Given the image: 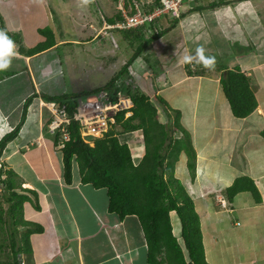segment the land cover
Here are the masks:
<instances>
[{"label":"crops","instance_id":"crops-1","mask_svg":"<svg viewBox=\"0 0 264 264\" xmlns=\"http://www.w3.org/2000/svg\"><path fill=\"white\" fill-rule=\"evenodd\" d=\"M228 1L229 6L223 8L220 6L225 4L212 8L209 7L210 3L202 6L198 2L195 7L187 1L191 7L183 13L181 19L165 16L157 20L153 25L165 31L145 46L143 53L132 61L129 70L132 72L131 80L134 79L133 85L149 91L152 97L162 96L171 108L180 112L182 128L191 134L196 152V172L194 178L192 175L187 178L186 183L190 179L193 184L191 187L187 183L201 218L206 257H209V245L225 240L226 252L231 257L225 261L218 258V264H264V254L254 252L264 243V218H257L260 213L264 214V150L261 146L255 147L261 142L258 138L263 137L261 132L264 128L250 122L264 121V67L263 63L260 64L264 60H255L257 54L253 47L241 45V40L235 41L240 46L235 56L241 61L231 63L240 66L243 62L248 75L250 69L262 72L260 77L255 74V80L252 74L249 75L259 106L248 117L241 118L246 123L242 127L234 124L229 101L223 97L225 92L220 79L224 70L217 74L214 73L217 70L210 72L201 69L190 74L188 63L182 62L184 55H194L191 47L193 38L187 33L188 25H195V30H192L194 38L205 37L207 44L213 40L209 20H213L216 13L232 21L241 17L244 9L255 16L257 12L258 15V0ZM103 4L106 6L105 2ZM217 7L219 9L214 10ZM201 12L204 13L206 26L197 20ZM115 15L103 11L99 18L91 2L83 5L80 0H0V30L11 36L17 53L11 59V66L0 77V116L4 118L0 119V140L20 126L18 135L6 145L3 159L22 181L24 189L18 191L29 196V200L24 203V218L42 227V230L30 236L32 254L28 258L26 254L20 255L25 259L24 264H28L26 260L30 264H151L148 260V243L137 215H127L120 219L117 213L111 212L107 190L83 182L77 165L74 166L73 181H65L63 153L57 148L54 135L46 130L51 114L42 107L40 100H44L45 95L88 93L103 88L109 82V42L114 46L112 41H108V35H97V32L103 27L104 21L109 22V18ZM177 25H181V28L172 32ZM236 26L234 24L231 27L234 29ZM44 28L50 30L49 34L41 32ZM143 28L149 36L152 32L149 26ZM113 31L119 32L117 37L125 52L119 54L116 49L112 50L117 52L124 63L130 56L126 55L139 42H131L133 32L127 30L129 33L124 35L122 30ZM47 41H52V46L32 55L28 53V50ZM156 41L157 46L152 44ZM90 48L94 50L93 57L87 53ZM178 49H184L181 56L176 54ZM225 68L233 67L230 65ZM80 78L92 87H80ZM5 85H13L16 98ZM72 85H75L76 90L72 88V91H67L66 87ZM173 115L172 118H175L176 113ZM139 132H129L120 138L131 146L133 153L141 157L144 151L134 149L137 145H144L142 135V141L138 140ZM41 136V146L27 149V145ZM234 139L242 144L245 141L247 149L253 147L262 152L248 154L245 151L234 156V150L227 148ZM219 140L225 144L222 155L217 152L218 149L202 144L204 141L215 144ZM243 155L247 156L243 162L236 159ZM251 155L255 158L252 168L249 166ZM199 160L221 163L226 167L238 165L236 169L242 173L237 170L239 175L229 178L231 180L223 175L222 179H228L229 182L220 183L211 178L209 173L205 175L206 172L202 174L197 169ZM76 167L78 173L75 172ZM243 175L254 179L261 192L262 202L250 200V192H241L233 202L228 201L229 208H224L219 199L224 196L225 188ZM243 194L246 200L242 199ZM246 212L248 214L245 217ZM241 218L244 220V224L240 223L244 228V237L235 236L224 227L229 220H236L234 225H237L236 222ZM212 223L223 228L222 232L215 231V234L210 235L207 229ZM229 233L235 237L230 244V239L224 237Z\"/></svg>","mask_w":264,"mask_h":264},{"label":"trees","instance_id":"trees-1","mask_svg":"<svg viewBox=\"0 0 264 264\" xmlns=\"http://www.w3.org/2000/svg\"><path fill=\"white\" fill-rule=\"evenodd\" d=\"M228 2L213 0L209 7L214 8ZM118 19L120 15L116 13L114 17L109 18V22L113 23ZM153 24H148L152 31L149 36L143 28L148 27L147 25L128 30L134 33L131 42H139L136 51L103 87L114 96L121 90L129 93L135 104L132 114L126 117L124 111L118 113L110 129L102 137L93 138V145L82 139L78 121H72L68 126L70 139L60 149L63 153L64 179L68 183L73 181L74 166L77 165L83 182L107 190L111 212L117 213L120 219L127 215H137L148 243V260L151 264H211L206 257L201 218L195 201L186 181L176 175L177 162L184 151L188 156L191 175L193 178L195 176L196 152L191 134L182 128L178 110L175 111L176 117L173 121L170 113L169 122L164 123L158 118L159 106L164 110L169 107L162 96L156 95L152 98L148 92L123 79L125 75L130 74V64L140 56L145 46L165 31ZM128 31L122 30L124 35L129 33ZM41 32L49 34L50 30L44 28ZM51 42L40 43L28 50V53L32 55L49 48L52 46ZM187 67L190 74H193L190 64H187ZM209 70H224L220 82L236 118H246L256 111L259 103L251 85V77L240 66L224 69L213 67ZM100 89L83 94L45 95L44 98L66 103L72 115L82 95L97 93ZM28 102L24 105V113ZM19 130L20 126H17L2 137L1 157L6 145L18 135ZM135 131L143 133L144 154L141 157L136 156L131 146L120 138ZM261 134L264 137V130ZM53 135L57 146L60 135ZM2 162L0 232L1 240H4L7 248L0 242V264H24L25 259L20 255L26 254L28 258L32 254L30 236L42 230V227L24 218V203L29 200V196L18 191L24 189L22 181L15 170L7 167L6 160L3 159ZM241 192H250L257 203L262 202L258 186L248 175L235 178L233 183L225 188L224 197L233 202ZM172 214L180 219V237L175 234ZM9 227L11 231L7 233Z\"/></svg>","mask_w":264,"mask_h":264},{"label":"rangeland","instance_id":"rangeland-1","mask_svg":"<svg viewBox=\"0 0 264 264\" xmlns=\"http://www.w3.org/2000/svg\"><path fill=\"white\" fill-rule=\"evenodd\" d=\"M210 1H212V0H198L197 2L194 1L192 3H193V5L195 7L198 6V4H197L198 2H201L202 6H208V3H210ZM234 1H236V0H234ZM104 2L106 3V6L103 4ZM258 2H259L257 4L258 15H257V12H256V16H255V14L254 15L250 14L247 9H244V14H242L241 17L238 16L236 18V20L232 21V19H228L226 16H222L221 13H219V14L216 13L214 15L215 18L213 20H209L211 33L213 34L212 35L213 40L210 41V43L208 42L207 44L205 43L206 42V38L205 37H202L200 39L194 38L195 33L192 32V30H195V25H191V24L188 25L187 26L188 27L187 29L189 30V32H187V33H189L188 36L189 37L192 36V38H193V41H191V44H192L191 47L193 48V54L195 55L196 47L198 45H202L206 49L205 50V55L206 56H214L215 57V65H214V67L223 68V69L226 66H230V65H232V67H234L235 65L233 63H231L232 61H241L240 58L237 55L235 56V54L238 53V50L240 48V46L236 45L235 41L239 42V40H241V42H240L241 45L253 47V49H254L253 51H256L257 57H256L255 60H257L259 58H262V60H264V0H258ZM186 3H187V0H186ZM241 3H243V2H241ZM224 6L227 7V6H229V4L225 3V5H223L222 7L220 6V8H223ZM91 7H92L93 10L96 9V15L99 18L101 16V12H103V11H105L106 14H108V13L109 14L116 13L115 0H91ZM216 9H219V7L215 8L214 10H216ZM201 11H203V10H201ZM201 13H202V15H201ZM201 13H200V16L198 15L197 20L199 22L204 23V25L206 26V22H205V20L203 18L204 13L203 12H201ZM234 24L238 25V27L236 26V28L233 29L231 26H233ZM180 28H181V25H177L176 28L172 29L173 30L172 32L178 31ZM101 29H102V27H101ZM101 29H99V30H101ZM113 32H114L116 37H117V35L119 36V32H117V31H113ZM174 34L176 35V33H174ZM117 38L119 40V37H117ZM107 39H108V41L109 40L111 41L110 37H108ZM119 42L121 43L120 40L118 41V43ZM120 43H119L120 49H118L114 45H113L114 47H112L110 45V42H109V70H107V73L109 75V80L115 75V73L120 71V69L124 65L123 60L121 61L120 60L121 59L120 56H118V54H117V52H119V54H121L123 51L125 52V50L122 49L123 47H121ZM152 44L157 46V41L155 43H152ZM126 48H128V46H126ZM136 48H133L131 53L126 55V56H129V55L131 56V54H134L135 51H136ZM112 49H116L117 52H115ZM241 51H243V49H241ZM93 52H94V50H92L90 48V50H88L87 53L90 54L93 57L94 56ZM183 52H184V49H181V51L178 49L176 51V54L181 56V54H183ZM142 53H143V51H142ZM243 53H245V52H243ZM130 56H129V59H130ZM260 64H262L263 67H264V61L261 62ZM237 65H238V63H237ZM239 65L242 68V70L244 69L243 71H245V64L243 62H241V64H239ZM201 69L209 70L208 68H205V67H202V66H198V64L195 61H193L190 64V70L193 71V72L197 73V72L201 71ZM251 70L252 69L248 70L249 72L248 71L247 72L249 73V75L250 74L253 75L252 77H253L254 80L256 79L255 77H257V76L260 77V74H262L261 71L259 72V71L256 70V72H253ZM253 70H255V69H253ZM219 71L220 70L214 71V73L218 74ZM4 72L5 71H0V77L3 76ZM210 72H213V70H210ZM263 73H264V71H263ZM128 76L130 77V74H128ZM125 77H127V76L125 75L123 77L124 80H125ZM132 80H134V79H132ZM160 80L163 82V80L161 78H160ZM79 82H80V87L82 85H84L86 89H89L90 87H92V85L87 84V82L85 83V79H83V78H80ZM5 86L7 88H9V91L11 92V94L15 95L14 97L16 98L17 97V95H16L17 93L12 90L13 85H5ZM72 88H74V90H76L75 89V85H72V87L71 86L70 87H66L67 91H72L73 90ZM147 92L149 93V91H147ZM149 95H150V93H149ZM225 95L226 94H224L223 97H227ZM152 98H154V97H152ZM259 99L262 100L261 99V95H259ZM79 102H81V104H84L86 102V95H82L81 98L79 99ZM175 111L176 110H174L170 106L168 107V110H164L161 106H159L158 118L164 123H166L167 121L169 122L170 120H169L168 114L170 113V115L172 114V117H174L175 115H173V114L176 113ZM173 120H174V118H171V121H173ZM250 122L256 127L259 126V127H263L264 128V124H263L264 121L263 120H260L259 123L258 122L254 123L252 121H250ZM234 124L239 126V127H242V126L246 125V123H243L241 118H236L235 116H234ZM252 124H251V126H252ZM171 127H172V125H171ZM173 128H175V127H173ZM139 133H140V135L138 136V140L139 139L141 140L140 137L142 135V138H143V133L142 132H139ZM177 133H178V131H177ZM235 137H237V136L235 135ZM258 140L261 141V142L259 143L257 141L258 142L257 145L256 146L254 145V146L255 147H259V148L261 146L263 148V150H264V138L261 137V139H260V137H259ZM202 144H203V146L207 145L210 148L214 147L215 150L218 149L217 152H219V154H221V155H222V153L225 150V149L222 150V147H224L225 144L222 143L221 140L217 141L215 144L206 143L205 141L202 142ZM143 146L144 145H142V146L137 145L134 149L137 151V148H138V151L142 152L143 151ZM233 146H234V148H233ZM227 148L230 151L234 150V152H233L234 156L238 155V152L245 153V151H246V152H248V154H250L251 152H253L251 154H254L255 151L257 153H259V154L262 152L261 149L254 150L255 148H253V147H250L251 149L250 148L247 149V147L245 146V141L242 144L241 142H238L237 139H234L233 143L229 144L227 146ZM204 149L206 150V148H204ZM136 156H139V155H136ZM251 156L252 157L250 158L249 166L252 168L255 158H253V155H251ZM185 157H187V154L186 153H182L181 157H180V160L177 163V171H178V173H176V175L178 177H180L181 180L184 181V182L191 175V171H190L189 167H187V159ZM246 157L247 156L244 157V155H243L241 158H236V159H238L239 161L243 162L246 159ZM221 159H223V157ZM236 166H238V165H232L231 167H226V165L221 164V163H217L216 164L214 162H207L205 160H199V167H197V169H199L202 172V174L205 173V172H206L205 175L209 173L211 178H214L217 182L221 183V181L229 182V181H227L229 178H233L234 176H238L239 175V173H236V171L238 170V169H236ZM75 172L78 173L77 167L75 168ZM241 173L242 172H240V174ZM223 175L226 176L228 179L227 180H223L222 177H221ZM229 180H231V179H229ZM187 183H189V186L192 187L193 184L191 185L192 181L190 179L187 181ZM232 183H233V181H232ZM0 189H1V184H0ZM249 197H250V200L254 201L253 196L250 195ZM242 199L246 200L244 194L242 196ZM262 211L263 210L261 209L260 212H262ZM247 214H248V212L245 213V217H246ZM261 217L264 218V214L261 215V213H260V216H258L257 218H261ZM235 221L236 220H231V221L229 220V222L226 223V225L224 227L229 232L234 233L235 236L244 237V231H243L244 228H242L243 225L241 226V224H244V220L242 218L239 219V221L241 223L240 225H234ZM172 222H173V227H174L175 234L180 237V235H181V222H180L179 217L177 215H174L172 217ZM262 223H264V220L262 221ZM228 225H230V226L227 227ZM7 229H8L6 231L7 233L9 231H11L10 227L7 228ZM222 230H223V228L218 227L215 223L209 224L208 229H207V231H209L208 233L210 235L215 234L216 232H222ZM252 230H254V229H252ZM246 231L247 230L245 229V232ZM7 233H5V234H7ZM262 236H263V239H264V230H262ZM224 237L226 239H230L229 244L232 243V240H234V238H235L233 235H230V233L227 234V235H224ZM1 239L2 238H0V242L2 244H5L4 248L6 249L7 245L4 242V240H1ZM0 247H1V245H0ZM208 248H209V255H208L209 257H207V260L211 264H218V261H217L218 258H221V259H223L225 261V260H229L230 257H231L229 252H226V250H227V242L225 240H223V241H221V242H219V243H217L216 245H213V246L209 245ZM0 250H1V248H0ZM254 252H256L255 254H259V255L260 254H264V243H261L260 246H258L256 249H254Z\"/></svg>","mask_w":264,"mask_h":264},{"label":"built area","instance_id":"built-area-1","mask_svg":"<svg viewBox=\"0 0 264 264\" xmlns=\"http://www.w3.org/2000/svg\"><path fill=\"white\" fill-rule=\"evenodd\" d=\"M192 2L194 0H187ZM186 0H115L116 13L120 19L111 23L104 21V25L97 35H108L112 44L118 48L113 30H131L151 23H155L160 18L169 16L174 19H181L183 13L191 5ZM127 60L124 61V64ZM131 75V73H130ZM125 82L132 83L131 77L126 75ZM41 100L42 107L46 108L51 114L47 128L51 134H59L57 148L61 149L70 139L68 126L72 121H78L82 139L93 145V138L102 137L116 121V115L122 111L125 116L132 114L134 101L129 93L121 90L115 96L105 88H101L97 93H90L86 96V102L78 103L72 115L68 110L67 104L58 101ZM43 136L37 138L27 145V149L43 144ZM0 156V167L3 164Z\"/></svg>","mask_w":264,"mask_h":264},{"label":"clouds","instance_id":"clouds-1","mask_svg":"<svg viewBox=\"0 0 264 264\" xmlns=\"http://www.w3.org/2000/svg\"><path fill=\"white\" fill-rule=\"evenodd\" d=\"M80 2L83 5H88L91 2V0H80ZM16 55L17 53L15 51V44L13 40L6 34V32L0 30V71L7 70L11 66V59ZM193 61H195L198 64H202L203 67L208 69L213 68L215 65V57L206 56L205 48L202 45H198L196 47L195 55H184L182 57V62L184 63L191 64ZM45 101H49V100H45ZM0 119H4V118L0 116ZM219 201L224 208H229L228 200L224 196H222L219 199ZM236 224L239 225L240 222L238 221L236 222Z\"/></svg>","mask_w":264,"mask_h":264}]
</instances>
